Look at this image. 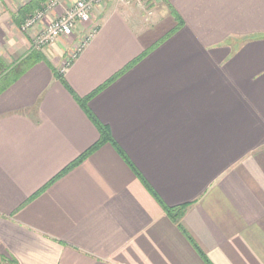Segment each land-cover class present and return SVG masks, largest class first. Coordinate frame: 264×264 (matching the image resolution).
I'll return each instance as SVG.
<instances>
[{
    "label": "crops",
    "instance_id": "crops-1",
    "mask_svg": "<svg viewBox=\"0 0 264 264\" xmlns=\"http://www.w3.org/2000/svg\"><path fill=\"white\" fill-rule=\"evenodd\" d=\"M0 1V264H264V0Z\"/></svg>",
    "mask_w": 264,
    "mask_h": 264
},
{
    "label": "built area",
    "instance_id": "built-area-1",
    "mask_svg": "<svg viewBox=\"0 0 264 264\" xmlns=\"http://www.w3.org/2000/svg\"><path fill=\"white\" fill-rule=\"evenodd\" d=\"M69 1L71 4L67 5L64 13L59 18L49 22L40 33L32 38V47L34 49L41 50L53 45L60 39L72 36L77 24L86 25L92 22L94 9L102 5L105 0H49L41 10L37 11L25 21V23L19 28L20 32L22 34L28 33L38 23L46 19L47 15L56 7L61 4H67ZM95 31L96 28L93 27L83 36L78 49L75 50L77 53L73 55L74 59L89 42ZM70 63L65 64L61 69V74Z\"/></svg>",
    "mask_w": 264,
    "mask_h": 264
},
{
    "label": "trees",
    "instance_id": "trees-1",
    "mask_svg": "<svg viewBox=\"0 0 264 264\" xmlns=\"http://www.w3.org/2000/svg\"><path fill=\"white\" fill-rule=\"evenodd\" d=\"M43 1V0H39ZM27 10V9H26ZM28 11V10H27ZM24 14H27L26 12H24ZM169 36V35H168ZM36 58L33 57V55H29L26 60H24V62H22V72H24L29 66H31L33 63H35ZM97 92V91H96ZM93 95V94H92ZM87 97L85 99H77L76 101L78 102V104L80 105V107L84 110V112L86 113V115L88 116V118L94 123V125L97 127L99 133H100V140L94 145L92 146L90 149H88L82 156H80L74 163H72L70 166H68L63 173H65L66 171H68L71 167L78 165L82 160H84L87 156H89L90 154H92L94 151H96L100 146H102L104 143L106 142H111V138L107 133L106 128H104L102 125H100L95 119L94 117H92V115L90 114V112L88 111L87 108V102L88 100L91 98ZM62 173V174H63ZM186 207H181L180 209H178L179 211V215H181L183 213V211L185 210ZM168 212H173V210H170Z\"/></svg>",
    "mask_w": 264,
    "mask_h": 264
},
{
    "label": "rangeland",
    "instance_id": "rangeland-1",
    "mask_svg": "<svg viewBox=\"0 0 264 264\" xmlns=\"http://www.w3.org/2000/svg\"><path fill=\"white\" fill-rule=\"evenodd\" d=\"M117 1V3H120V4H123V5H128L129 7H131V6H137V7H141V6H144V3L147 1V0H116ZM68 4L70 5L71 3H70V1L68 2ZM73 35V34H72ZM72 36H70L69 38H64V39H60L59 41H57V43L56 44H62V45H64L65 46V44H68L69 43V39L71 38ZM53 46V45H52ZM50 47V46H49ZM49 47H45L46 49L47 48H49ZM78 47H79V43L77 44V45H75L72 49H70V50H68V55H67V57L64 59V66H65V64H67V63H70V62H72L73 61V55L75 54V53H77V51H75V50H77L78 49ZM45 48H43V49H45ZM61 70V69H60ZM59 74L61 75V71H59Z\"/></svg>",
    "mask_w": 264,
    "mask_h": 264
}]
</instances>
